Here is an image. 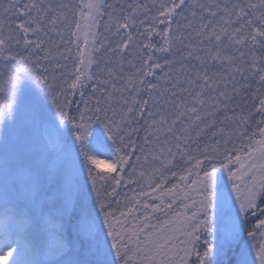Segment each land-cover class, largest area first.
<instances>
[{
  "label": "snow or ice",
  "instance_id": "1",
  "mask_svg": "<svg viewBox=\"0 0 264 264\" xmlns=\"http://www.w3.org/2000/svg\"><path fill=\"white\" fill-rule=\"evenodd\" d=\"M0 66V264H264V0H0Z\"/></svg>",
  "mask_w": 264,
  "mask_h": 264
},
{
  "label": "rangeland",
  "instance_id": "2",
  "mask_svg": "<svg viewBox=\"0 0 264 264\" xmlns=\"http://www.w3.org/2000/svg\"><path fill=\"white\" fill-rule=\"evenodd\" d=\"M109 2L116 3V2H122V0H109ZM3 71L4 70L2 66H0V72H3ZM0 86H2V82H0ZM22 97L26 103H35L41 100V93H40L38 86L34 82L27 81L22 86ZM256 119H259V116H257ZM102 134H103L102 129L100 128L99 125H97L94 135L100 136ZM174 182L176 181L173 179L170 183H174ZM118 191L121 193L122 196L125 194L131 196L137 191V189L135 188V186H129L128 188L122 187ZM9 264H11L10 261H9Z\"/></svg>",
  "mask_w": 264,
  "mask_h": 264
}]
</instances>
